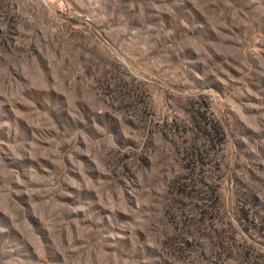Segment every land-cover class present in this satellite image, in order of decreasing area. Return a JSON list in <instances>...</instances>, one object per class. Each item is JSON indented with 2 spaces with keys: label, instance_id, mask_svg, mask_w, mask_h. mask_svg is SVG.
I'll list each match as a JSON object with an SVG mask.
<instances>
[{
  "label": "rangeland",
  "instance_id": "1",
  "mask_svg": "<svg viewBox=\"0 0 264 264\" xmlns=\"http://www.w3.org/2000/svg\"><path fill=\"white\" fill-rule=\"evenodd\" d=\"M0 264H264V0H0Z\"/></svg>",
  "mask_w": 264,
  "mask_h": 264
},
{
  "label": "built area",
  "instance_id": "2",
  "mask_svg": "<svg viewBox=\"0 0 264 264\" xmlns=\"http://www.w3.org/2000/svg\"><path fill=\"white\" fill-rule=\"evenodd\" d=\"M50 1H52V2H56V1H59V0H50Z\"/></svg>",
  "mask_w": 264,
  "mask_h": 264
}]
</instances>
